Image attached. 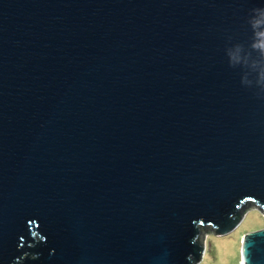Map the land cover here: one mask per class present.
<instances>
[{
    "label": "water",
    "instance_id": "1",
    "mask_svg": "<svg viewBox=\"0 0 264 264\" xmlns=\"http://www.w3.org/2000/svg\"><path fill=\"white\" fill-rule=\"evenodd\" d=\"M261 31L264 0H0V264H196L264 214Z\"/></svg>",
    "mask_w": 264,
    "mask_h": 264
},
{
    "label": "rangeland",
    "instance_id": "2",
    "mask_svg": "<svg viewBox=\"0 0 264 264\" xmlns=\"http://www.w3.org/2000/svg\"><path fill=\"white\" fill-rule=\"evenodd\" d=\"M264 229V214L256 206H247L238 225L228 234L217 235L207 225L201 234V259L196 264H241L240 249L246 235Z\"/></svg>",
    "mask_w": 264,
    "mask_h": 264
},
{
    "label": "clouds",
    "instance_id": "3",
    "mask_svg": "<svg viewBox=\"0 0 264 264\" xmlns=\"http://www.w3.org/2000/svg\"><path fill=\"white\" fill-rule=\"evenodd\" d=\"M259 24L260 22L257 21ZM254 36L256 37L255 42L252 45V48L254 51H257L260 53L261 57L264 58V31L254 33ZM258 77L260 76V73H257Z\"/></svg>",
    "mask_w": 264,
    "mask_h": 264
},
{
    "label": "trees",
    "instance_id": "4",
    "mask_svg": "<svg viewBox=\"0 0 264 264\" xmlns=\"http://www.w3.org/2000/svg\"><path fill=\"white\" fill-rule=\"evenodd\" d=\"M248 204H249V202H246V203L243 204L242 207H245ZM239 210H240V208L237 211H235V212H233V213H231L229 215L228 220H227L228 226H231L234 223H237L239 221V219H240V212H239ZM219 228H222V227H219ZM28 255L25 256L23 259L27 260V259H32L33 258V255H29V256Z\"/></svg>",
    "mask_w": 264,
    "mask_h": 264
}]
</instances>
